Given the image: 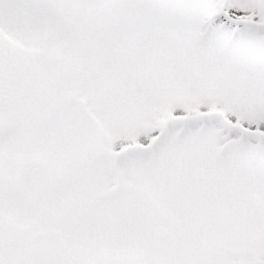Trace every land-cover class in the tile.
Segmentation results:
<instances>
[{
    "label": "snow or ice",
    "instance_id": "snow-or-ice-1",
    "mask_svg": "<svg viewBox=\"0 0 264 264\" xmlns=\"http://www.w3.org/2000/svg\"><path fill=\"white\" fill-rule=\"evenodd\" d=\"M0 264H264V0H0Z\"/></svg>",
    "mask_w": 264,
    "mask_h": 264
}]
</instances>
